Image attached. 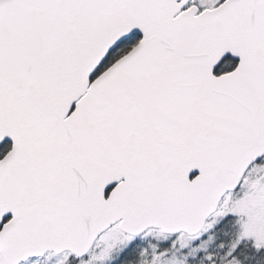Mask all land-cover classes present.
Returning <instances> with one entry per match:
<instances>
[{
	"label": "snow or ice",
	"instance_id": "1",
	"mask_svg": "<svg viewBox=\"0 0 264 264\" xmlns=\"http://www.w3.org/2000/svg\"><path fill=\"white\" fill-rule=\"evenodd\" d=\"M0 264H264V0H0Z\"/></svg>",
	"mask_w": 264,
	"mask_h": 264
}]
</instances>
